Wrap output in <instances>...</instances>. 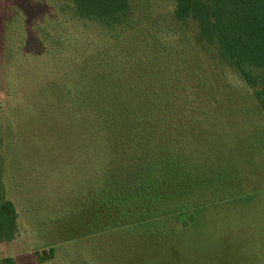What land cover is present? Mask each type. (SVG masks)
<instances>
[{
  "label": "trees",
  "instance_id": "obj_1",
  "mask_svg": "<svg viewBox=\"0 0 264 264\" xmlns=\"http://www.w3.org/2000/svg\"><path fill=\"white\" fill-rule=\"evenodd\" d=\"M172 2L173 11L139 28L133 0H61L59 6L107 38L84 54L72 86L58 93L67 112L59 138L87 163L79 171L88 194L77 205L94 210L84 217L99 231L144 227L150 238L141 241L152 246L161 245L162 220L228 200L243 182L235 164L244 135L232 143L228 132L233 99L218 92V81L200 89L207 80L189 71L195 45L179 41V32L192 27L195 43L211 48L222 68L252 89L254 107L264 114V0ZM48 95L47 101L55 98ZM2 126L0 110V240L10 242L19 212L4 181Z\"/></svg>",
  "mask_w": 264,
  "mask_h": 264
},
{
  "label": "rangeland",
  "instance_id": "obj_2",
  "mask_svg": "<svg viewBox=\"0 0 264 264\" xmlns=\"http://www.w3.org/2000/svg\"><path fill=\"white\" fill-rule=\"evenodd\" d=\"M133 3L137 28L174 8L172 0ZM60 4L61 0H0L4 181L19 212L15 239L0 240V260L12 258L17 264H264V114L254 107L252 89L222 68L211 48L195 43L192 27L178 34V40L195 45L189 57L190 73L207 80L200 89L209 90L218 81V92L226 91L233 99L228 132L232 143L233 137L244 135L235 164L242 169V186L228 200L162 220L159 246L141 241L142 235L150 238L144 227L136 232L130 228L103 232L86 221L84 215L93 217L94 210L77 204L88 194L82 190L85 184L79 171L87 163L80 162L83 152L74 154L59 138L57 131H64L67 112L59 106L58 93L72 86L75 65L82 64L84 54L104 47L107 38L100 33L104 30L70 19ZM50 92L55 98L47 101Z\"/></svg>",
  "mask_w": 264,
  "mask_h": 264
}]
</instances>
